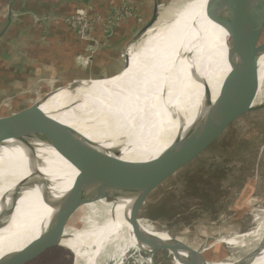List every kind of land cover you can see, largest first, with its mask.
Here are the masks:
<instances>
[{
	"label": "bare ground",
	"instance_id": "1",
	"mask_svg": "<svg viewBox=\"0 0 264 264\" xmlns=\"http://www.w3.org/2000/svg\"><path fill=\"white\" fill-rule=\"evenodd\" d=\"M177 1L157 8L153 34L143 30L133 37L125 52L129 58L125 71L113 78L72 82L28 109L26 117L34 116L54 97H82V108L89 104L88 108L75 124L68 126L66 140L60 139L59 130L52 129L53 136L30 152L36 146L35 140L29 138L32 129L37 126L44 130L46 126L0 128V149H10L26 160L22 170L0 186V215L9 218V227L0 230V257L24 249L46 232L62 211L65 218L84 216L85 220L82 230L68 229L67 238L61 242L74 253L75 264H105L110 258L121 259L126 248L138 247L131 234L129 215L130 194L139 183L142 160L155 154L148 161L155 172L158 165L169 162L177 133L190 145L197 119L203 115L198 100L203 86L198 82V73L208 82L214 102L230 72L228 32L208 18L212 0H187L179 7ZM151 37L156 38L157 45L143 58V41ZM258 77L254 106L259 105L264 89V55L259 61ZM39 133L44 136L42 131ZM85 147L90 150L94 167L92 190L81 164ZM72 158L74 161L67 162ZM122 185H132L134 189L122 197L110 198L109 193ZM91 192V203L82 205V195ZM144 229L170 240L167 234ZM253 237L256 244L264 237V214ZM122 242L125 248H121ZM226 243L234 245L236 240ZM174 259V264H182L187 258L182 253ZM231 263L227 260L208 264ZM253 264H264V253Z\"/></svg>",
	"mask_w": 264,
	"mask_h": 264
},
{
	"label": "water",
	"instance_id": "2",
	"mask_svg": "<svg viewBox=\"0 0 264 264\" xmlns=\"http://www.w3.org/2000/svg\"><path fill=\"white\" fill-rule=\"evenodd\" d=\"M19 0H12L8 5V24L16 16ZM208 18L226 29L229 35L227 49V62L230 72L221 86L216 100L212 101V91L206 79L197 76L198 82L203 86V95L200 101V112L203 113L196 122L195 135L190 145L177 133L171 144L172 156L167 164L158 165L155 172L152 164L147 161L141 162V175L138 185L131 195L132 205L130 209L129 222L132 226V236L137 248H126L124 255L118 258H110L105 264H147L151 258L159 252H169L174 258L185 254L186 258L182 264H208L201 252L191 248L187 244L174 239L164 229L169 220L176 214L181 200L198 182L204 172L212 165L218 155L223 151L229 141V133L235 124L247 113L264 109V103L254 106V101L259 87V61L264 55V41L261 42L264 33V0H212ZM155 12L149 23L140 31L149 30L154 25ZM7 32V31H6ZM0 42L4 45L2 62L0 63V95L5 88V80L8 75L9 51L4 39ZM126 56V54H125ZM129 58L126 56L125 68ZM122 71V72H123ZM120 74V73H119ZM117 75L103 79L113 78ZM99 80V79H98ZM94 81V80H89ZM77 98H80L77 96ZM198 101V102H199ZM77 102V101H75ZM31 105L9 115H0L1 127L25 128L33 125L50 127L45 121V114L26 117L25 114ZM170 115L176 119L171 107L167 106ZM175 122V121H174ZM68 126L59 127L60 139L66 140ZM170 138L171 133L167 131ZM62 137V138H61ZM64 140V141H65ZM64 143V142H63ZM85 157L83 159L85 176L88 177V186L95 185L94 167L90 150L82 149ZM82 160V159H81ZM157 165V164H156ZM155 165V166H156ZM173 180L172 187L160 191ZM92 190V187H90ZM154 192H160L158 198L151 205L146 206L145 213L136 220V216L142 208L146 198ZM93 193L82 195V205L91 203ZM78 200V196L76 197ZM74 201V206L77 200ZM63 211L50 228L40 234L28 246L18 252L9 253L0 257V264H47L52 253L57 251L54 259L58 262L62 250L72 253L73 264L76 257L68 248L61 245L66 239L68 229L82 230L85 220L82 222L75 218H65ZM9 218L0 215V230L9 227ZM74 223V225H72ZM149 227L155 234H167L169 241L147 233L144 229ZM11 232H13L11 230ZM125 248V243L120 244ZM264 253V237L257 247L244 257L232 261L231 264H253ZM52 257V256H51ZM200 259V260H199ZM57 262V263H58Z\"/></svg>",
	"mask_w": 264,
	"mask_h": 264
},
{
	"label": "rangeland",
	"instance_id": "3",
	"mask_svg": "<svg viewBox=\"0 0 264 264\" xmlns=\"http://www.w3.org/2000/svg\"><path fill=\"white\" fill-rule=\"evenodd\" d=\"M173 1L155 0L154 2L150 0V6L146 8L148 13L144 27L151 20L156 8L160 6L166 8ZM185 1L187 0H178L177 7ZM132 9L136 15L135 7ZM154 32V25L151 29L144 31L145 34H153ZM155 39V37H151L147 41H143L141 51L143 58L149 54L148 52L154 45H157ZM263 41L264 33L261 38V42ZM134 42L135 40L132 43L134 44ZM64 88L66 87L56 90ZM50 93L41 97L38 96L39 99L38 97L33 100L27 98L24 102L15 96L10 99L7 95L6 100L0 103V115H9L26 106H33ZM26 96L28 94L24 93L20 97L22 99ZM71 98L74 100L72 101ZM68 100L71 101L68 102ZM82 103V97L58 96L50 99L35 111L34 116L46 115L44 119L50 123V127H45L44 130L47 131L44 132L42 128L34 126L33 133L29 134V138L35 140L34 146L37 147L35 146V149L31 147L30 152L43 145L45 138L53 136V132L59 130L61 125L75 124L89 105L87 104L85 108H82ZM260 103H264V89ZM52 129L55 131L51 132ZM39 131H42L44 136ZM226 146L225 150L213 162L214 166L208 168L209 172L204 177H199L196 189L193 190L192 188L185 194L176 212L179 216L170 219L164 227L171 237L201 252L209 263L238 260L259 244H256L253 236L263 220L264 214V109L244 115L231 129ZM3 149H0V157L3 155L5 159L0 161L7 160V162L0 167V186L22 170L26 162V160L19 161L21 156H18L17 153L13 154L14 151ZM154 155L147 156L142 162L151 161L154 159ZM71 161H74L73 158L67 160V162ZM1 164L0 162V166ZM218 170L220 171L219 174L213 175L214 171L217 172ZM172 184L173 180L169 181L160 191L171 188ZM133 189L134 186L132 185L118 186L109 193V196L110 198H119L127 195ZM159 194L160 192H154L148 196L145 205L140 210L139 218L145 213L146 206L155 202ZM82 219L84 216L75 218L80 223ZM250 233L253 235L247 236ZM232 239L236 240V244L229 245L226 243ZM62 251L64 253L59 258L60 262L54 259L56 257L54 255L57 254L56 251L49 255L47 264H73L72 253L65 249ZM174 261L171 253L159 252L147 264H174Z\"/></svg>",
	"mask_w": 264,
	"mask_h": 264
},
{
	"label": "crops",
	"instance_id": "4",
	"mask_svg": "<svg viewBox=\"0 0 264 264\" xmlns=\"http://www.w3.org/2000/svg\"><path fill=\"white\" fill-rule=\"evenodd\" d=\"M11 2L0 0V35L9 51L8 75L0 103L7 95L24 102L72 82L118 75L125 68L127 46L144 27L146 8L151 3L150 0H19L16 16L7 29ZM123 4L135 7L136 15L108 27L112 11ZM87 7L99 17L100 23L87 39L81 40L62 19ZM4 50L0 42V63ZM24 93L28 96L21 99ZM20 160H24L23 156ZM0 162L2 167L7 160Z\"/></svg>",
	"mask_w": 264,
	"mask_h": 264
},
{
	"label": "built area",
	"instance_id": "5",
	"mask_svg": "<svg viewBox=\"0 0 264 264\" xmlns=\"http://www.w3.org/2000/svg\"><path fill=\"white\" fill-rule=\"evenodd\" d=\"M135 13L131 6L127 4L115 8L112 11L109 19H107L108 27L122 22L125 18L134 17ZM63 23L74 31L81 40L87 39L88 35L92 33L95 27L100 23V19L95 15L90 8L82 12L68 16L62 19Z\"/></svg>",
	"mask_w": 264,
	"mask_h": 264
},
{
	"label": "trees",
	"instance_id": "6",
	"mask_svg": "<svg viewBox=\"0 0 264 264\" xmlns=\"http://www.w3.org/2000/svg\"><path fill=\"white\" fill-rule=\"evenodd\" d=\"M155 40H156V39H155ZM151 42H153V41H151ZM226 147H227V146H226ZM226 147H225V148H226ZM225 148L223 149V151L225 150ZM223 151H222V152H223ZM214 162H215V161H214ZM211 166H214V164L212 163V165H211ZM211 166H210V167H211ZM210 167H209V168H210ZM208 172H209V170H206V171L204 172V174H203L201 177H204V176H205V175H206ZM219 172H220L219 170H218L217 172H216V171H214L213 175H215V176H216V173H218V174H219ZM197 184H198V183H196V184L194 185V187H193V190H194V189H196V187H197ZM176 216H179V214L177 213L176 215H174V216H173V218L175 219V217H176Z\"/></svg>",
	"mask_w": 264,
	"mask_h": 264
}]
</instances>
